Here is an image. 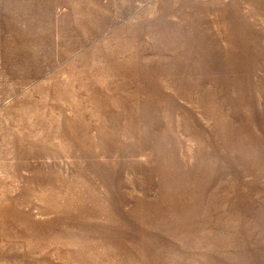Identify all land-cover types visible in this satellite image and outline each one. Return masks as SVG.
Returning a JSON list of instances; mask_svg holds the SVG:
<instances>
[{"label": "rangeland", "instance_id": "374dc122", "mask_svg": "<svg viewBox=\"0 0 264 264\" xmlns=\"http://www.w3.org/2000/svg\"><path fill=\"white\" fill-rule=\"evenodd\" d=\"M0 264H264V0H0Z\"/></svg>", "mask_w": 264, "mask_h": 264}]
</instances>
